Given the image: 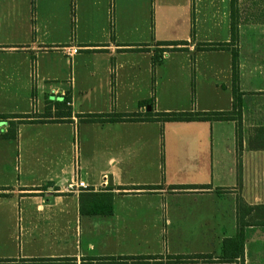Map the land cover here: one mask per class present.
<instances>
[{
  "label": "crops",
  "instance_id": "0c3cea01",
  "mask_svg": "<svg viewBox=\"0 0 264 264\" xmlns=\"http://www.w3.org/2000/svg\"><path fill=\"white\" fill-rule=\"evenodd\" d=\"M33 2L8 0L0 7V115L35 121L20 124L8 140L1 134L9 123L0 122V264H264V217L242 216L243 206L264 205V193L247 185L264 179L254 173L264 166V125L246 120L255 113L244 110L238 129L237 121L100 124L78 118L230 112V52L196 50L230 42V0L220 22L223 38L183 41L155 66V51L163 48L147 41L151 18L130 22L125 11L112 25L91 15L88 4L84 16L59 18L47 1L40 0L36 12ZM253 7L248 23L237 26L240 93L258 85L252 81L257 74L246 72L245 56L264 55V0ZM70 47L78 54L67 57L63 51ZM177 62L187 71L185 93L165 83H173ZM161 73L170 76L165 89ZM55 82L58 92H45ZM41 95L42 110L34 111ZM50 97L66 99L70 115L50 106ZM152 98L149 112L139 107ZM75 180L87 189L72 188ZM108 199L111 215L90 214ZM239 226L247 232L243 257L222 262L223 243ZM195 255L213 261H171ZM110 258L123 261L99 262Z\"/></svg>",
  "mask_w": 264,
  "mask_h": 264
},
{
  "label": "rangeland",
  "instance_id": "374dc122",
  "mask_svg": "<svg viewBox=\"0 0 264 264\" xmlns=\"http://www.w3.org/2000/svg\"><path fill=\"white\" fill-rule=\"evenodd\" d=\"M34 11L40 0H33ZM44 6V0H41ZM47 1L50 13L53 16L67 17L77 19L85 15L86 5L89 13L98 16L100 22L108 20L115 22L116 16H120L121 12L126 11L130 22H142L146 18L152 21V32L148 43H178L183 41L197 40L199 42L207 41L208 39L223 38L221 29V20L226 12L225 0H45ZM227 1V0H226ZM26 3V0H24ZM8 0H0V7L6 5ZM255 0H234L230 4V15L234 14L235 27L239 26V22L248 23L254 12ZM225 10V11H224ZM109 13V15H108ZM92 15V14H91ZM111 17V18H110ZM144 17V18H143ZM143 18V19H142ZM111 19V20H110ZM105 24V23H104ZM74 30V29H73ZM238 30V29H237ZM238 34V33H237ZM238 38V36H237ZM249 41V40H248ZM233 50H239L238 41L233 45ZM206 55V54H205ZM248 65L246 68L247 74L251 72L257 74V78L252 81H257L258 85H253L255 91L251 93H241L240 100V116L245 112L255 113L256 115L246 119L247 123L264 125V55H246ZM56 66L62 64L58 54H51L50 57ZM178 68L173 73V83L165 82L172 90L179 93H185L187 90V71L181 68L182 62H177ZM187 68V66H186ZM166 74V68L162 69ZM253 73V74H254ZM175 76V79H174ZM161 73V86L165 89L164 79H169L170 76L163 78ZM61 87L58 82L47 84L45 92L51 89V93L58 92L57 88ZM40 92L38 93V95ZM192 98L193 95H192ZM55 110L57 101L54 97H50ZM192 102V101H191ZM193 103V102H192ZM43 96L41 95L40 106L35 105L36 109L42 110ZM56 105V106H55ZM149 106H146V111ZM57 111V110H56ZM241 118V117H240ZM239 121H241L239 119ZM77 138V136H76ZM254 173L258 174V178H264V166L256 168ZM250 191L264 193V179L262 182L247 184ZM248 190V189H247Z\"/></svg>",
  "mask_w": 264,
  "mask_h": 264
},
{
  "label": "trees",
  "instance_id": "16d2710c",
  "mask_svg": "<svg viewBox=\"0 0 264 264\" xmlns=\"http://www.w3.org/2000/svg\"><path fill=\"white\" fill-rule=\"evenodd\" d=\"M234 0H230V4ZM231 18V26H230V35L231 40L229 43H202L197 45L198 52H230L231 54V93L233 97L232 110L230 112H170V113H144L141 115L140 113H130V114H117V113H109V114H86L81 115L78 118L83 123H117V122H158V123H189V122H226V121H237V129L239 127V119H240V100L239 95V54L237 50H233V45L238 41V32L235 27L234 22V14L230 15ZM185 46V42L183 43H158L157 46L162 47V50H156L155 55L153 57V66L160 64L162 53L163 52H176L179 51L177 46ZM153 98L149 101L142 102L139 104V107H144L148 105H152ZM57 105V106H56ZM56 107L58 111H66L64 115L69 116V107L68 101L62 100L61 102H56ZM14 119H18L17 122H11ZM34 117L28 115H0V122L9 123V130L6 133L1 134L2 139H15L17 133V127L20 124L25 123H34ZM156 189V188H155ZM185 189H196V188H185ZM104 207L102 210H94L90 212L92 215H103L109 216L112 214V204L111 199H108L107 205L103 202L102 205H98ZM243 218L249 215V212H253V214H257L258 218L264 217V205L263 206H255L248 207V211H245L246 208L243 206ZM255 212V213H254ZM246 230L244 227H240L237 230L235 237L231 239H227L223 243V250L220 260L222 262H232L236 259H242L243 257V248L244 241L246 237ZM122 258L119 259H99V262H107V263H118L122 262ZM173 263H211L213 261V257L211 255H195L190 257H174L171 258Z\"/></svg>",
  "mask_w": 264,
  "mask_h": 264
},
{
  "label": "built area",
  "instance_id": "2783aa9c",
  "mask_svg": "<svg viewBox=\"0 0 264 264\" xmlns=\"http://www.w3.org/2000/svg\"><path fill=\"white\" fill-rule=\"evenodd\" d=\"M63 52L67 57H71L75 54H78L79 49L75 47H70V48H65ZM71 187L75 189H84V190L87 189V186L80 180H75L73 182V185H71Z\"/></svg>",
  "mask_w": 264,
  "mask_h": 264
},
{
  "label": "water",
  "instance_id": "95a60500",
  "mask_svg": "<svg viewBox=\"0 0 264 264\" xmlns=\"http://www.w3.org/2000/svg\"><path fill=\"white\" fill-rule=\"evenodd\" d=\"M149 109H150V108H148L147 112L150 111ZM108 186H111V178H109V184H108Z\"/></svg>",
  "mask_w": 264,
  "mask_h": 264
}]
</instances>
